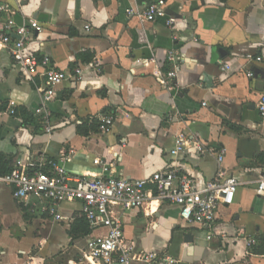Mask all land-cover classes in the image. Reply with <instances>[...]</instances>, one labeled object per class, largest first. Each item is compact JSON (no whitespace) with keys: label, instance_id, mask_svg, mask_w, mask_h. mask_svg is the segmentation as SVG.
Instances as JSON below:
<instances>
[{"label":"crops","instance_id":"crops-1","mask_svg":"<svg viewBox=\"0 0 264 264\" xmlns=\"http://www.w3.org/2000/svg\"><path fill=\"white\" fill-rule=\"evenodd\" d=\"M154 1L0 0L17 26L34 20L43 28L25 55L48 56L55 70L81 69L80 79L57 86L47 104V134L35 116L42 70L29 75L0 51V178L17 160L36 165L69 149L66 169L76 176L99 174L94 158L114 161L118 175L132 179L174 164L200 192L220 168L239 186L233 203L218 209L210 240L205 228L180 219L179 207L156 201L120 214L124 238L178 264H264V196L256 194L264 176V118L257 110L264 63L248 59L264 58V0H165L164 16L153 22L126 14ZM6 19L0 14V32ZM169 51L171 91L164 85ZM107 113L115 122L102 135L96 123ZM180 134L224 150L221 166L216 155L170 156ZM57 209L63 220L32 213L0 182V264H100L87 257L86 238L105 230L82 231L78 202Z\"/></svg>","mask_w":264,"mask_h":264},{"label":"built area","instance_id":"built-area-1","mask_svg":"<svg viewBox=\"0 0 264 264\" xmlns=\"http://www.w3.org/2000/svg\"><path fill=\"white\" fill-rule=\"evenodd\" d=\"M164 6L165 0H156L140 10L128 9L126 14L142 22H153L164 16ZM0 14H5L7 18L0 32V51H7L12 60L29 75H36L38 69L42 70L43 87L39 89L42 103L35 110V116L41 121L45 133L49 134L50 112L46 106L55 97L57 86L73 76H76V80L80 79L81 69L55 70L49 67L48 56L38 58L25 55L23 52L26 44L33 40L35 34L41 33L43 28L34 20L28 21L27 25L17 26L13 21V13L6 6H0ZM172 23V19L167 20V25ZM248 59L264 63L262 57L249 56ZM167 61L172 64V68L166 74L164 85L171 91L176 73L175 52H168ZM221 65L222 70L229 69L227 64ZM246 76L250 78L252 74L247 73ZM257 110L264 118V94L260 97ZM97 121L99 133L106 135L115 122V116L107 113L99 116ZM190 151L199 156L216 155L221 166L224 150L216 152L197 138L183 134L174 138L169 154L175 157ZM73 156L74 151L69 149L61 150L55 159H46L36 165L17 160L12 170L0 178V182L11 188L13 199L22 202L32 213L48 215L56 221L63 220L57 209L59 203L78 202L89 231L105 230L102 235L86 238L87 257L100 264H178L169 256L138 251L134 244L124 238L120 214L142 208L147 202H167L179 207V217L184 223L205 228L208 231L207 239L210 240L218 209L233 203L239 186L233 176H226L219 168L218 179L208 182L200 192L193 176L174 164H169L147 178H124L118 175L114 161L100 158L92 160L99 174L76 176L66 169ZM256 194L264 196V176L257 184ZM255 244L254 239L247 242L248 247Z\"/></svg>","mask_w":264,"mask_h":264},{"label":"trees","instance_id":"trees-1","mask_svg":"<svg viewBox=\"0 0 264 264\" xmlns=\"http://www.w3.org/2000/svg\"><path fill=\"white\" fill-rule=\"evenodd\" d=\"M39 121H40V120H39ZM40 122H41V121H40ZM96 127H97V129H98V123H96ZM5 171H6V170H2V171L0 172V174L5 173ZM82 219H83L82 224H83V226H84L82 231L88 234V232H89L88 225H87V223H86V221L84 220L83 217H82ZM256 250H257V243H256L254 246L249 247V251L251 252V254H255Z\"/></svg>","mask_w":264,"mask_h":264}]
</instances>
